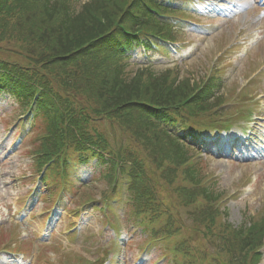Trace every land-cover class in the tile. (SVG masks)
Returning <instances> with one entry per match:
<instances>
[{
  "label": "trees",
  "instance_id": "trees-1",
  "mask_svg": "<svg viewBox=\"0 0 264 264\" xmlns=\"http://www.w3.org/2000/svg\"><path fill=\"white\" fill-rule=\"evenodd\" d=\"M171 3L0 0V96L15 102L16 117L23 121L19 129L37 121L32 164L45 186L56 189L52 197L76 183L103 181L102 207H94L111 211L124 202L127 217L151 233L145 240L150 244L177 229L169 215L161 218L168 212L163 181L178 202H200L194 229L215 241V264H258L264 217L237 228L217 221L223 193L202 171L187 138L205 130L191 126L202 115L204 127L214 120L221 97L207 99L216 76L203 86L177 69L158 71L133 58L135 52L145 58L167 52L177 32L171 17L180 12ZM104 122L118 128L126 142L111 143ZM86 169L88 181L82 177ZM182 247L190 252L181 242L172 249Z\"/></svg>",
  "mask_w": 264,
  "mask_h": 264
},
{
  "label": "rangeland",
  "instance_id": "rangeland-1",
  "mask_svg": "<svg viewBox=\"0 0 264 264\" xmlns=\"http://www.w3.org/2000/svg\"><path fill=\"white\" fill-rule=\"evenodd\" d=\"M213 1H234L241 3L242 8L228 17H209L193 11L192 19L197 23L184 26L185 39L178 48L180 53L163 57L157 61L156 69L179 68L182 74L200 81V77L204 78L215 67L222 82L218 90L225 95L216 114H231L241 96L246 103L252 98V104L260 112V118L252 116L234 121L231 138L227 136L229 133L218 137L220 143L239 137L240 143L234 152L225 142L220 149L212 145L198 157L202 171L223 193L218 204L222 214L217 221L237 228L245 221L264 215V9L257 4L264 0ZM196 3V10L203 9L201 14H206L207 10ZM233 85L235 90L231 88ZM14 107L12 99L0 98V264H97L100 260H105V264H215L214 252H218L215 241L194 229L193 211L200 202L190 205L178 202L175 192L163 181L161 197L168 212L162 213L161 218L164 220L169 215L177 229L150 244H145V240L151 233L146 234L127 217L124 202H116L107 213L94 207V204L102 207L104 199L100 192L106 184L99 180L73 186L77 190L65 188L61 197L67 212L59 207L56 216L47 221L48 212H42L44 208H51L53 200L45 202L33 194L37 187L46 190L43 177L40 178L32 164L35 155L31 149L37 143L39 126L37 121L32 126L26 124L20 137L18 110ZM226 115L222 118H228ZM203 116L200 119L206 118ZM102 129L111 143L126 142L125 136H120L119 129H113L109 122H104ZM255 142L258 148L253 145ZM89 172L85 170L82 177ZM180 181L178 176L173 185ZM88 198L94 201L89 202ZM85 206L89 209L83 210ZM109 221L115 223L116 229L108 225ZM68 225L76 231L75 235L66 230ZM179 242L190 246V252L185 247L172 249ZM262 250L259 264H264V247ZM136 257L141 258L136 260Z\"/></svg>",
  "mask_w": 264,
  "mask_h": 264
}]
</instances>
